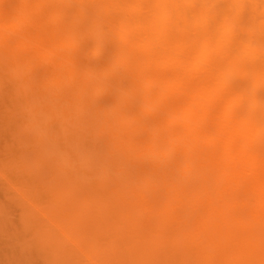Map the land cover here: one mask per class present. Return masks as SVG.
I'll return each mask as SVG.
<instances>
[{
	"label": "bare ground",
	"instance_id": "6f19581e",
	"mask_svg": "<svg viewBox=\"0 0 264 264\" xmlns=\"http://www.w3.org/2000/svg\"><path fill=\"white\" fill-rule=\"evenodd\" d=\"M0 92V135L28 136L15 187L72 221L78 247L107 264H264V0H0Z\"/></svg>",
	"mask_w": 264,
	"mask_h": 264
},
{
	"label": "rangeland",
	"instance_id": "374dc122",
	"mask_svg": "<svg viewBox=\"0 0 264 264\" xmlns=\"http://www.w3.org/2000/svg\"><path fill=\"white\" fill-rule=\"evenodd\" d=\"M79 42L84 44L83 42L85 41L80 40ZM80 43L78 44L80 45ZM76 56L79 64L81 63L95 65L101 63L103 59L102 56H99L97 59L91 60L88 56V53L84 50H78L76 52ZM22 81L23 79L16 80V82L19 83ZM10 83H12L10 80H6L4 82V86H8ZM35 92L36 89L32 88L30 91L26 92L25 95ZM61 94L68 96V90L61 91ZM6 95V93L0 92V117H2L3 114L4 116H7L11 112ZM110 97L112 98V95L106 93V95L103 94L96 98L95 102L104 103L105 101L109 100ZM68 100L72 105L75 103V101H78H74L73 99ZM80 100H82L83 102L86 101L87 96L81 98ZM129 109V107H126L123 109V111H127ZM188 121L181 120L179 122H176L174 128H179L180 125H183ZM196 124V126L199 127H204L206 125L208 126L207 123L204 124L202 121ZM8 128L10 129V127ZM17 129L21 131L20 127H17ZM207 132H211V130H207ZM231 133L235 135V142H239L242 139V135H244L242 129L237 123L234 124L233 128L231 129ZM129 136L131 138L130 141L132 142V144H142L147 140H153L157 135L151 136L147 135V133L144 132L141 135ZM27 138V135H0V256L2 257L0 258V264H54L57 262H59V264H107L103 259L98 257L95 249H93L91 245H89L81 237V235L79 238L81 247H78L77 244H74L63 235L66 234L64 232L67 227L76 235L75 228L71 224L72 221L65 220V222L61 225H58L57 223L55 224L53 220H55L54 218L57 216V213L54 209L49 207L46 202L44 203L40 199L35 200V198L33 199V197H23L19 193L18 186L15 187L16 184L14 183L17 182V177L13 172V167L10 160V157L14 156L11 150L15 147L12 145H21L20 147H24V149L29 150L25 146V141L27 140ZM202 139L201 141H203ZM208 139L205 140L207 141ZM208 142L216 144L218 146L217 148H220L219 150H221L222 140L220 137L212 140L210 138L207 143ZM260 143L264 144V138H262ZM169 166L170 162H165L163 166L158 168V172L165 171ZM234 194L236 195L238 201H240V199L242 198V189L239 187L236 188L234 190ZM250 204L252 205V207ZM87 206H92V202H87ZM18 207L22 208L21 210L23 211V213H29L30 216L26 219L28 220V222L20 224L19 222L14 221L17 219V216L13 215V212H15ZM254 208V204L247 203L244 210L245 212L251 210L253 211ZM43 210L46 212L43 213ZM252 228L253 227L249 225L248 228L246 227L244 229H241V231L247 232V230ZM221 229V233L216 232L215 236H213L215 237L213 238V242L218 248L225 249V244L224 242H222V234L224 233L223 230L225 229ZM39 230L41 231L39 232ZM53 237L57 238L58 240L60 239L59 241L63 243L64 248L62 251L55 252L53 250ZM200 245L202 247H207L209 243L201 242ZM48 249H50L49 252L47 251ZM90 249L91 253H89ZM60 252L62 253L60 254ZM93 253L95 257H92ZM260 255H264V252H262Z\"/></svg>",
	"mask_w": 264,
	"mask_h": 264
}]
</instances>
